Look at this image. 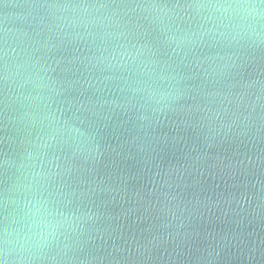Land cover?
Listing matches in <instances>:
<instances>
[{
	"label": "water",
	"instance_id": "95a60500",
	"mask_svg": "<svg viewBox=\"0 0 264 264\" xmlns=\"http://www.w3.org/2000/svg\"><path fill=\"white\" fill-rule=\"evenodd\" d=\"M33 200L23 264H264V0H0V240Z\"/></svg>",
	"mask_w": 264,
	"mask_h": 264
},
{
	"label": "clouds",
	"instance_id": "9594fccd",
	"mask_svg": "<svg viewBox=\"0 0 264 264\" xmlns=\"http://www.w3.org/2000/svg\"><path fill=\"white\" fill-rule=\"evenodd\" d=\"M212 7L220 11L225 7H232V5L214 4ZM24 216L28 221L29 230H14L12 232L6 230L3 239L0 240V245H3L2 251L4 254L11 255L12 253H16L21 258L22 264L24 254L31 251L33 247H36L46 235L51 234L47 232V229L51 225L47 220V208L44 202L33 200L25 205ZM0 264H6V262L0 260Z\"/></svg>",
	"mask_w": 264,
	"mask_h": 264
}]
</instances>
